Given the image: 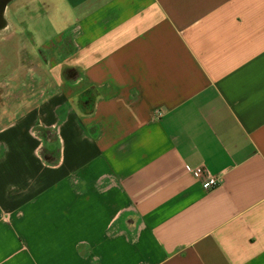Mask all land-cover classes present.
Returning a JSON list of instances; mask_svg holds the SVG:
<instances>
[{"label": "crops", "instance_id": "1", "mask_svg": "<svg viewBox=\"0 0 264 264\" xmlns=\"http://www.w3.org/2000/svg\"><path fill=\"white\" fill-rule=\"evenodd\" d=\"M57 1L0 28V264H264V0Z\"/></svg>", "mask_w": 264, "mask_h": 264}, {"label": "rangeland", "instance_id": "2", "mask_svg": "<svg viewBox=\"0 0 264 264\" xmlns=\"http://www.w3.org/2000/svg\"><path fill=\"white\" fill-rule=\"evenodd\" d=\"M56 6L59 10V12L57 14H53L56 16H53L51 14H46V12H45L46 15L45 14L39 15V17L34 18V19H28L27 18L26 19L27 23H23L24 26L27 25V27L30 31H33L35 33L36 32L39 33L38 34V38L40 41L39 45L46 42L50 38L55 37L57 34H59L61 31H63L66 27V23L62 22V18H63L62 17V11H64L66 9L65 2H63L62 0H58L56 2ZM51 7L53 8V4L51 5ZM50 10H51V8H50ZM7 16L9 17V22L5 20V22L3 23L1 28H3L4 26L6 27V29L8 28L7 26H15V25L19 26L18 24H20V21H19V19L15 18L13 13L11 14V18H10L8 13H7ZM21 26H22V24H21ZM29 46H30V44H29Z\"/></svg>", "mask_w": 264, "mask_h": 264}, {"label": "built area", "instance_id": "3", "mask_svg": "<svg viewBox=\"0 0 264 264\" xmlns=\"http://www.w3.org/2000/svg\"><path fill=\"white\" fill-rule=\"evenodd\" d=\"M159 114V113H158ZM223 175H208L203 183L202 186L205 190L209 191L216 187H219L223 183Z\"/></svg>", "mask_w": 264, "mask_h": 264}, {"label": "water", "instance_id": "4", "mask_svg": "<svg viewBox=\"0 0 264 264\" xmlns=\"http://www.w3.org/2000/svg\"><path fill=\"white\" fill-rule=\"evenodd\" d=\"M9 2H3L0 4V18H1V23H0V28L2 27L3 23L5 22V18H4V13L6 11L7 5Z\"/></svg>", "mask_w": 264, "mask_h": 264}, {"label": "flooded vegetation", "instance_id": "5", "mask_svg": "<svg viewBox=\"0 0 264 264\" xmlns=\"http://www.w3.org/2000/svg\"><path fill=\"white\" fill-rule=\"evenodd\" d=\"M11 0H0V4L3 3V2H10ZM1 13V12H0ZM1 18H0V23H1Z\"/></svg>", "mask_w": 264, "mask_h": 264}]
</instances>
